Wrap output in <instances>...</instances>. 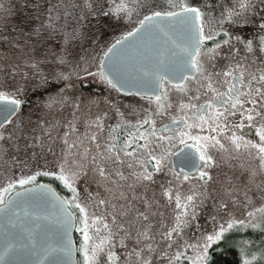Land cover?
Returning a JSON list of instances; mask_svg holds the SVG:
<instances>
[{
    "label": "rangeland",
    "instance_id": "374dc122",
    "mask_svg": "<svg viewBox=\"0 0 264 264\" xmlns=\"http://www.w3.org/2000/svg\"><path fill=\"white\" fill-rule=\"evenodd\" d=\"M178 3L200 9L205 34H211L198 56L205 73L183 87L163 85L150 113L149 104L137 101L144 110L128 111L129 104L118 99L101 71L103 54L144 17L179 10L173 7ZM244 3L249 6L242 9L241 0H0V92L20 101L17 114L0 131V199L40 180L56 185L76 216L78 264H86L84 225L73 201L86 208L90 223L98 219L109 225L90 231L95 243L109 241L98 264H110L109 255L116 258L111 264H210L215 253L230 248L237 251L240 264H264V160L250 144L237 148L233 143L240 137L259 147L256 130L264 119L248 127L238 112L217 121L218 131L213 123L195 126L200 132L184 140L197 149L199 139L211 164L205 167L200 159L198 171L190 176L174 173L167 151L157 146V157H163L147 173L149 180L139 166L110 164L101 177L92 162L96 157L100 163L103 147L98 145L111 144L108 126L113 120L132 122L129 134L139 128L149 138L152 128L183 114L182 105L191 108L211 98L209 82L219 91L220 72L246 68L256 76L264 73V0ZM230 123L241 126L234 131ZM121 158L129 159L122 152ZM62 170L71 177L75 193L56 179ZM201 172L207 174L204 179ZM21 180L30 182L21 186ZM177 195L182 203L191 195L190 206L177 209ZM182 211L186 223L166 239ZM222 226L221 239L205 251L207 237Z\"/></svg>",
    "mask_w": 264,
    "mask_h": 264
},
{
    "label": "water",
    "instance_id": "95a60500",
    "mask_svg": "<svg viewBox=\"0 0 264 264\" xmlns=\"http://www.w3.org/2000/svg\"><path fill=\"white\" fill-rule=\"evenodd\" d=\"M164 14L151 22L144 17V24L140 21L130 32L134 35H124L103 54L101 71L118 92L156 98L162 81L178 85L195 74V69L185 71L183 79L169 74L168 66L177 56L185 55L187 28L178 18ZM8 123L4 122L0 131ZM200 163L199 153L191 145L172 157L174 171L189 176L197 172ZM147 168L153 171V165ZM75 230L76 216L52 184L38 182L18 188L0 204V264H78Z\"/></svg>",
    "mask_w": 264,
    "mask_h": 264
},
{
    "label": "snow or ice",
    "instance_id": "6c2138e0",
    "mask_svg": "<svg viewBox=\"0 0 264 264\" xmlns=\"http://www.w3.org/2000/svg\"><path fill=\"white\" fill-rule=\"evenodd\" d=\"M248 6L249 5L247 3H244V0H241L240 7L242 9ZM122 7L123 5H121V8ZM173 7H180L181 11L168 12L164 15L168 17H176L178 18L180 23L186 26L187 31L185 32L184 36L187 48L185 49V55L183 57L177 56L174 60V63L168 66V72L172 75L178 74L183 79V73L185 71H189L192 69L201 71L200 61L196 59V57H198L200 54V46L212 37L211 34H205L204 18L200 9L190 7L182 3L175 4L173 5ZM228 15L231 16L232 13H228ZM157 17H161L160 12H156L153 16H146L145 21L151 22ZM141 24H144V21H141ZM261 27L264 28V25H261ZM129 35L131 36L134 34L130 33ZM225 35H227V33H225ZM125 39H127V37H125ZM119 43L120 41H117V44ZM225 43H227V41H225ZM113 47L115 48V46ZM217 47H219V44H217ZM235 71L236 70H229L222 73V75L225 77V83L229 85L226 92H219L213 87V84L211 82L207 84V88L213 92V103H209L204 106L203 111L205 116H209V111L211 110L212 114L209 116V119L213 124L216 125V127L213 128V131L220 130V125L217 123V121L233 112H239L240 116L245 118L248 122V127H251L253 123L258 119H264V74H261L259 76L252 75L250 78H245L243 75H234ZM110 74H113L111 69ZM109 83H111V81H109ZM246 105H250L251 107H246ZM19 106L20 101L18 99L0 92V126H2L6 121L9 123L11 122L9 120V117L17 111V108ZM181 107L186 108L188 106L182 105ZM257 109H260V111H257ZM200 119L203 123H208V120H205L204 116H201ZM144 123L147 124L149 123V121L145 120ZM97 126L99 127V123L97 124ZM240 126L241 125H237V127ZM140 127H143V125H140ZM150 135L155 137V130H153ZM256 135L260 140L259 147H257L256 144H251L250 141L243 142L240 137H235L233 143L237 148L241 147L242 145L247 146L250 144L251 147L257 148L258 152L261 154V159L264 160V126L257 128ZM0 139H3V136H0ZM92 139L95 140L96 137L93 136ZM157 139L164 140L165 138L158 137ZM212 139L215 144H219V141L215 140L214 137ZM140 141H144V143H140ZM196 142L198 145L197 151L202 153L200 159L203 162V165L205 167L210 166L211 157L207 156L206 150L202 146H199V139H197ZM180 143L186 144V141L181 138ZM98 147H103V152L98 153L100 163H97L96 157L92 158V162L101 177L105 176L106 168L110 164L113 167L125 165L130 169H135L139 166L143 168L145 173L143 175V179L149 180L151 179V176L147 174V165L159 167L160 160L162 159V157H157L156 148L154 147L153 141L148 139V135L140 132L139 128L137 129L136 134H129L128 139L124 142L120 150L116 149L115 143L105 146L98 145ZM221 147L223 146L221 145ZM121 152L125 157H128L129 159H122ZM206 175L207 174L205 172H201L200 179H204ZM137 178L139 179L140 177L138 176ZM31 179H34V177ZM56 179L62 181L65 186L68 187L73 193L76 192V189L73 188L72 183L70 182L71 177L64 175L63 170L62 174L57 176ZM29 182L30 180H21L20 184L21 186H23L24 184ZM5 191H8V189H6ZM169 198L171 199L172 197L170 196ZM175 199L177 209L183 210L190 206L189 202L192 201L193 197L191 195L187 196L184 203L181 202V198L179 195H177ZM3 202L4 201L0 199V204H2ZM73 203L75 204V207L79 209L80 213L83 214V219L81 222L84 227L81 228L80 231L82 232L85 241L83 252L85 255L86 264H98V257L101 253H103L104 247L106 243H109V241L107 238H105L100 240L99 243H95L93 240V236L90 235V231L96 225L101 223L103 224L104 229H108L109 225L107 223H103L102 220L98 219H92L90 223V218L87 215L86 208L82 207L79 203H75V201H73ZM100 203L103 204L105 202L101 201ZM185 214L186 213H183L182 211L181 215H178L176 217L175 227L165 233L166 239L171 240L173 234L179 233L180 228L186 223L182 219L183 215ZM144 219H147V216H145ZM232 227V223H229L227 225L228 229H231ZM96 231L98 232L99 229L97 228ZM223 232L224 228L222 226L219 233H216L214 236L209 235L207 237V242L205 244L204 250L207 251V248L209 246H211L214 242L219 241L223 235ZM144 235L147 236V232H145ZM107 259L111 264V262H113L116 258L112 255H109ZM176 259H180V254L177 255ZM203 259L204 261H207V256H204ZM145 264H148V262L145 261Z\"/></svg>",
    "mask_w": 264,
    "mask_h": 264
},
{
    "label": "flooded vegetation",
    "instance_id": "af4514ba",
    "mask_svg": "<svg viewBox=\"0 0 264 264\" xmlns=\"http://www.w3.org/2000/svg\"><path fill=\"white\" fill-rule=\"evenodd\" d=\"M204 47H205V43L202 44V46L200 47V50L204 49ZM196 59H198V57H196ZM230 70H235V69L230 68ZM226 71H229V70H226ZM223 72H225V71H223ZM223 72H220V76L223 78V83L221 84V89L219 90V92H226L227 88L229 87V85L225 83V77L222 75ZM204 73H205V71H203V70L195 71V74L193 76L186 77L184 79V81L178 85L170 84L167 81H162L159 96L156 98L140 97V96L133 95V94L125 95V94L118 92L114 87L113 88L116 91L118 99H120V101H124L126 104L127 103L129 104V108H125L126 110H128V109L129 110L135 109L137 111L138 110H144V109H139V107L135 103V101H137V102H145V103L149 104L151 106L150 110H148V109H145V110H148L150 113L153 110V108H152L153 102L158 100L162 95L163 85H166L171 89L183 87L188 82L194 81L196 78L200 77V75L203 76ZM261 74H264V73H261ZM261 74H258V76ZM234 75H243L245 78H250L254 74L252 71H247L246 68H243L239 71H235ZM253 83H254V81H253ZM133 103H134V105H136V107L133 106ZM209 103H213L212 97L209 99L195 103L193 105V107H191V108H184L183 114L169 118L166 121H164L163 123H161L160 125L152 128V131L155 130L156 136L155 137L151 136L148 139L153 141L154 146H157L158 150H160L162 152L167 151V153H166L167 154V160H168L167 162H168L169 167L172 169V171L174 173H176L174 171L173 164H172V157L174 156V154L185 145H191L194 148H196L194 143L191 140L186 139L185 140L186 144H181L180 143L181 138L185 139L188 136V134H191V133L198 134L200 132V130H195V126H199L200 124H203V122L200 119L201 116H204V119L208 120L209 124L212 123V121L209 119V116L212 114L211 110L209 111V116H205L204 111H203V107ZM124 113H125V111H124ZM237 113L238 112L230 113L223 118H228V119L233 118L236 116ZM144 125L146 126V124H144ZM132 127H134L132 122H125V120L121 119V118L115 119L111 123H109V126H108L109 141L111 144L115 143L117 150H120L122 148V146L125 142V138L129 134V131L132 129ZM229 128L231 130H234V131L237 130V127L231 123L229 124ZM158 137H164L165 139L164 140H158L157 139ZM188 139H190V137ZM159 156L163 157V154L159 153ZM153 170H154V166H153ZM152 172H149V173H152ZM176 174H178V175L179 174H185V172L180 171L179 173H176ZM74 238H75L76 246L78 247V245H77V242H78L77 225H76V230L74 233Z\"/></svg>",
    "mask_w": 264,
    "mask_h": 264
},
{
    "label": "trees",
    "instance_id": "16d2710c",
    "mask_svg": "<svg viewBox=\"0 0 264 264\" xmlns=\"http://www.w3.org/2000/svg\"><path fill=\"white\" fill-rule=\"evenodd\" d=\"M38 182H45V181H37L35 183ZM52 184L51 182H47ZM56 190L61 193V191H59L56 187V185L52 184ZM222 245H224L225 243H221ZM78 245V242H77ZM210 264H240V259L238 256V253L235 249L230 248V249H225L223 252L220 253H215L213 255L212 261L210 262Z\"/></svg>",
    "mask_w": 264,
    "mask_h": 264
}]
</instances>
